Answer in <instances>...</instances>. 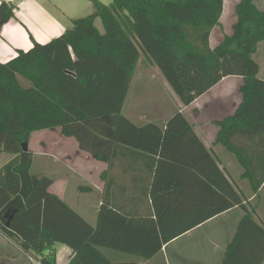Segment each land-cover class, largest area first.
<instances>
[{
    "label": "trees",
    "instance_id": "trees-1",
    "mask_svg": "<svg viewBox=\"0 0 264 264\" xmlns=\"http://www.w3.org/2000/svg\"><path fill=\"white\" fill-rule=\"evenodd\" d=\"M91 1L95 12L72 20L62 36L44 45L35 43L31 50L0 63V155H13L0 169V232L40 264H56V244L72 250L69 264H117L102 250L150 260L202 222L240 207L246 218L224 264H263L264 229L187 117L175 113L166 128L139 126L123 110L141 51L183 106L224 78L241 76L242 103L233 116L219 122L217 142L237 152L247 166L228 138L264 127V79L259 78L260 66L254 59L264 42V11L255 0H242L236 6L233 34L212 49L210 37L220 26L224 0H114L109 6ZM14 17V7L2 3L0 31ZM98 18L104 32L96 26ZM20 78L30 86H23ZM56 129L74 138L81 151L110 166L118 147L150 156L156 217H130L104 204L93 227L52 194L53 180L31 174L33 154L23 146L34 132ZM188 171L195 174L190 185L207 192L203 216L195 225L172 230L173 222L184 220L177 201L191 180ZM261 184L254 185L256 191Z\"/></svg>",
    "mask_w": 264,
    "mask_h": 264
},
{
    "label": "crops",
    "instance_id": "crops-1",
    "mask_svg": "<svg viewBox=\"0 0 264 264\" xmlns=\"http://www.w3.org/2000/svg\"><path fill=\"white\" fill-rule=\"evenodd\" d=\"M56 1L0 0V5L2 3L12 5L15 13V17L4 24L0 31V63L5 64L13 60L18 56L19 51L31 50L35 43L47 44L62 36L69 29L70 22L66 24L63 19V16L67 17V12L57 6ZM225 1L222 21H220L221 28L224 26L222 22L227 13ZM227 1L230 6L234 7L233 3L236 0ZM237 1L234 8L233 26L237 21L236 6L242 0ZM233 26L231 29L228 28V32L219 29V27L218 29L214 28L210 37L212 49L218 47L225 36L233 34ZM218 31L219 34H216ZM263 44L264 42H261L258 45L255 56L258 54L264 56ZM256 62L260 66L257 60ZM259 78L263 79L260 77V73ZM165 82L167 83L166 80ZM243 84L244 78L241 76L224 78L189 106H183L174 93L177 109L162 118L163 114L153 108L154 110L143 114L142 123L136 124L143 126L151 123L166 128L168 121L175 113H185L184 115L195 134L210 151L227 179L244 197V203L251 212L254 221L264 229V127L258 132H238L228 138L229 144L248 161L247 166L242 163L237 152L231 151L224 144L217 142L221 131L219 122L233 116L242 103L241 88ZM51 142H45L48 145L46 146L47 152L50 150L52 152L47 155L53 156L52 159L57 160L56 163L60 164V170L56 174V178H51L53 184L49 191L59 196L91 226H96L99 210L104 204H108L130 217H156L153 200L150 196L154 169V160L150 156L118 147L110 166L109 163L97 161L90 154L81 151L74 138L63 137V152L60 149H53L50 146ZM68 142H72L71 149ZM204 171L207 172V169ZM187 174L190 175L191 180L189 179V183L185 186V195L177 201L179 209L183 210L184 220L173 222L176 226L171 227L172 230L190 224L195 225L203 216L201 209L205 204L207 192L202 190V187H199V190L192 187L190 184L195 174L191 171H188ZM197 182V180L194 181V184L197 185ZM257 183L262 184L256 191L254 185ZM77 193L82 194L81 197L77 198ZM83 195L97 197V204L92 205V211L96 214L92 221L87 218L84 212L82 213L84 210L90 215V207L84 203L85 201L83 202ZM82 203L85 207L78 208L80 207L78 204ZM245 218V210L235 207L202 222L174 239L150 260H143L112 250H102V252L110 261L117 264L130 262L135 264H224L227 251L234 240L238 238L240 227ZM259 243H261L260 240ZM259 246L261 247L260 244ZM54 250L56 264L70 263L73 252L69 247L56 244ZM254 250L262 253V249L254 247ZM19 253L23 258L19 257ZM27 256L18 242L9 239L0 232V264H29Z\"/></svg>",
    "mask_w": 264,
    "mask_h": 264
},
{
    "label": "rangeland",
    "instance_id": "rangeland-1",
    "mask_svg": "<svg viewBox=\"0 0 264 264\" xmlns=\"http://www.w3.org/2000/svg\"><path fill=\"white\" fill-rule=\"evenodd\" d=\"M104 5H111L114 0H98ZM229 1H225V9L226 16L224 15V19L222 24L224 25L222 28L218 26L219 29H223L228 32V28L231 29L234 22L235 16V4L238 2L234 1V7L230 6ZM57 6L63 8L67 12V17L63 16L65 23L69 24V28L72 27V20L87 17L95 12L94 3L91 0H57ZM255 5L259 10H264V0H255ZM55 10V9H54ZM222 21V20H221ZM96 26L101 31L104 32L103 24L100 18L96 20ZM217 27V29H218ZM232 32V31H231ZM219 34V31L216 33ZM215 34V36H216ZM264 45V44H263ZM141 51V48H140ZM141 58L139 65L136 69L135 76L132 80L128 97L126 99V103L124 106L123 114L127 118H129L132 122L142 123V119L144 117V113L156 109V111L162 113L164 118L170 112L172 113L175 109H177V104L175 100V94L171 90L170 86L165 82L161 72H159L156 66L151 65L146 58L144 57L143 52L141 51ZM255 60L260 63V77L264 79V56L256 55ZM23 86L29 87V83L22 78H20ZM185 114V113H184ZM152 120V119H148ZM63 135L61 134L60 129L56 130H43L34 132L29 141V151L33 154V166L31 170V174L34 176H47L49 178H56V174L60 170V164L56 163L57 160H53V156H49V153H52L51 150L47 152L46 141H52L50 146L53 149H60L63 152ZM53 139V140H52ZM71 141V140H66ZM74 141V140H73ZM70 149L71 143L68 142ZM55 146V147H54ZM65 146V144H64ZM57 147V148H56ZM47 152V153H46ZM49 154V155H47ZM55 155V154H54ZM13 155L8 153H2L0 155V169L6 165L11 159ZM55 161V162H54ZM74 195V194H73ZM77 198L81 197L80 193H77ZM83 202L88 204L90 207V215L85 213L82 210L85 206L84 203L78 204V208H82V213L86 214L87 218H90L92 221L96 216L92 211V205H96L98 200L95 195H83ZM78 200V199H77ZM82 201V200H81ZM19 257L23 258V256L19 253ZM28 258V256H27ZM29 264H35L31 262L29 259Z\"/></svg>",
    "mask_w": 264,
    "mask_h": 264
},
{
    "label": "built area",
    "instance_id": "built-area-1",
    "mask_svg": "<svg viewBox=\"0 0 264 264\" xmlns=\"http://www.w3.org/2000/svg\"><path fill=\"white\" fill-rule=\"evenodd\" d=\"M28 259H29L31 262L35 263V264H40V262H39L38 260H36L35 258H33V257L30 256V255H28Z\"/></svg>",
    "mask_w": 264,
    "mask_h": 264
},
{
    "label": "water",
    "instance_id": "water-1",
    "mask_svg": "<svg viewBox=\"0 0 264 264\" xmlns=\"http://www.w3.org/2000/svg\"><path fill=\"white\" fill-rule=\"evenodd\" d=\"M23 149L25 152H28L29 151V144L24 145Z\"/></svg>",
    "mask_w": 264,
    "mask_h": 264
}]
</instances>
